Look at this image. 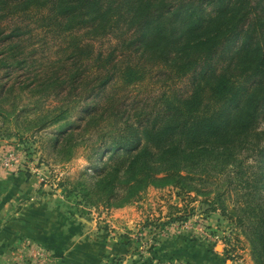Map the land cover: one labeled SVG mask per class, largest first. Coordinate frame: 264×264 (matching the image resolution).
Masks as SVG:
<instances>
[{"label": "trees", "instance_id": "1", "mask_svg": "<svg viewBox=\"0 0 264 264\" xmlns=\"http://www.w3.org/2000/svg\"><path fill=\"white\" fill-rule=\"evenodd\" d=\"M34 31L65 55L43 75L47 84L60 85L63 68L73 89L88 91L51 143L70 159L68 142L97 132L85 147L99 175L73 184L85 200L111 205L157 181L202 193L198 185L222 179L236 201L229 207L218 192L215 207L234 219L253 263L264 264V0H0L1 70L28 67L21 54ZM151 78L184 80L185 89L128 113L113 91ZM68 111L52 109L45 123Z\"/></svg>", "mask_w": 264, "mask_h": 264}, {"label": "rangeland", "instance_id": "2", "mask_svg": "<svg viewBox=\"0 0 264 264\" xmlns=\"http://www.w3.org/2000/svg\"><path fill=\"white\" fill-rule=\"evenodd\" d=\"M31 35L21 54L28 56V67L0 69V146L14 147L23 158L25 170L20 171L31 180L27 187L34 191L27 201L36 202L47 193L52 198V211H57L53 215L56 230L52 229L56 236L49 238L48 228H37L31 222L13 243L0 244V264H254L250 244L234 219L215 207L218 192L227 206L236 201L235 192L224 188L222 179L198 185L202 193L157 181L137 195L121 193L111 205L85 200L80 187L73 184L99 175L92 151L85 147L97 132L77 146L70 140V159L53 150L51 143L64 123L76 121L84 105L80 96L88 91L83 90L84 83L73 89L77 84L63 78V68L60 85L47 84L43 75L57 62L61 50L50 34L34 31ZM161 81L151 78L113 93L125 99L128 113L150 110L159 93L172 87L185 89L184 80L176 84ZM57 108H68L67 119L45 123ZM81 137L77 132V143ZM102 158L106 160L107 155ZM14 173L0 168V176ZM39 176L45 180L39 181ZM40 218L49 223L48 216L36 217ZM43 233L47 237L41 240L37 235Z\"/></svg>", "mask_w": 264, "mask_h": 264}, {"label": "crops", "instance_id": "3", "mask_svg": "<svg viewBox=\"0 0 264 264\" xmlns=\"http://www.w3.org/2000/svg\"><path fill=\"white\" fill-rule=\"evenodd\" d=\"M21 172L0 176V244L13 243L24 232L23 230L30 227L31 222L37 224L35 225L37 228H48L49 238L56 236L52 229L56 230V218L53 215L57 214V211H52L54 205L52 198L46 197L47 193L36 202L27 201L28 197L31 198L34 195V191L27 187L31 184V180ZM40 214L49 217L48 224L45 218L36 219L41 216ZM11 231L14 232L10 233ZM37 237L43 240L47 235L43 233Z\"/></svg>", "mask_w": 264, "mask_h": 264}, {"label": "built area", "instance_id": "4", "mask_svg": "<svg viewBox=\"0 0 264 264\" xmlns=\"http://www.w3.org/2000/svg\"><path fill=\"white\" fill-rule=\"evenodd\" d=\"M0 168L16 172L25 170V163L20 152L14 147L5 148L0 146ZM38 179L39 181L45 180L43 176H39Z\"/></svg>", "mask_w": 264, "mask_h": 264}]
</instances>
